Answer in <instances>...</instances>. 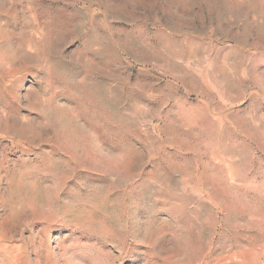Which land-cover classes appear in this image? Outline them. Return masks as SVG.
<instances>
[{
	"label": "rangeland",
	"instance_id": "1",
	"mask_svg": "<svg viewBox=\"0 0 264 264\" xmlns=\"http://www.w3.org/2000/svg\"><path fill=\"white\" fill-rule=\"evenodd\" d=\"M0 264H264V0H0Z\"/></svg>",
	"mask_w": 264,
	"mask_h": 264
}]
</instances>
